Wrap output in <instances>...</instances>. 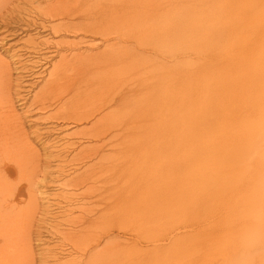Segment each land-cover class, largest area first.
<instances>
[{
	"label": "bare ground",
	"instance_id": "obj_1",
	"mask_svg": "<svg viewBox=\"0 0 264 264\" xmlns=\"http://www.w3.org/2000/svg\"><path fill=\"white\" fill-rule=\"evenodd\" d=\"M18 1L0 0V25H6L0 33L7 32L0 34V264H21L33 251L25 218L33 216L35 208H19L17 203L25 197L35 203L33 177L41 172L43 154L51 156L53 149L41 150L42 136L30 128V122L70 127L92 122L82 138L96 144L82 151L84 160L80 153L76 155L89 169L98 163L100 148L128 137L130 102L139 89L129 81L131 0H32L33 6L22 16ZM174 2V17L187 20L178 27V53L168 50L167 58L158 54V45L142 49L150 60L163 56L156 59L160 64L156 80L162 76L165 85L158 110L148 117L157 121L145 122L139 131L160 161L170 163L163 167L171 173L163 186H170L165 197L170 201L162 219L170 226L156 229L164 232L158 239L151 235L152 226L141 238L126 236L134 251H143L142 258L132 253L129 264L137 258L140 264H169L168 253L177 264H264V0ZM13 19L30 25H24L23 31L33 26L39 33H50L57 49H51L49 39L21 46V52L4 48L16 33L9 30ZM87 37L97 41L89 44L104 48L85 52L82 44ZM166 46L161 44L163 52ZM53 54L60 59L51 63ZM42 81L33 99L23 94ZM103 87L120 89L103 97L99 105L85 106L86 90L92 89L93 94ZM117 110L121 119L117 124L109 122ZM79 134L76 130L71 135ZM179 150L184 162L177 164L173 153ZM167 152L172 154L169 159H165ZM85 182L80 178L70 185ZM101 195L91 197L94 203L107 200L104 215L111 220L115 195L108 189ZM124 198L121 194L120 199ZM172 205L180 210L177 228L167 214ZM88 214L74 221L78 230L88 218L97 219L95 208ZM100 233L90 236L87 253L77 250L81 252L72 264H98L96 249L124 234L112 228ZM114 255L119 259L120 254ZM121 261L125 262L124 257Z\"/></svg>",
	"mask_w": 264,
	"mask_h": 264
},
{
	"label": "rangeland",
	"instance_id": "obj_2",
	"mask_svg": "<svg viewBox=\"0 0 264 264\" xmlns=\"http://www.w3.org/2000/svg\"><path fill=\"white\" fill-rule=\"evenodd\" d=\"M30 1L32 0L18 1L21 7L19 9L24 10L23 12L18 11L20 16L25 15V11L33 6ZM174 8V0H131L129 25L133 37L129 81L132 87L139 88L130 102L131 130L127 138H116L112 143L100 148L101 152L95 167L88 169L87 164L82 163L77 157L80 153L84 160L86 156L82 151L85 150L86 153L89 146L96 144L95 141L82 138L86 136L85 130L88 132L92 122H84L71 127L68 124L56 122L36 121V123L34 122L35 125L30 122L33 126V128H30L32 130L37 129L40 132L38 134L39 138L42 136V139H39L42 145L37 142L38 146L41 147V150L44 148H48L49 151L53 149V153L51 156L43 154L41 172L37 177H33L32 182L35 181L33 185L35 190L33 191L37 195H35L37 197L34 200L35 203H31V198L28 197H25L27 199L21 203H17L19 208H30L32 211V207L35 208L33 216L28 214V218H25L27 222L25 226L31 238L30 243L33 251L31 250V256L25 258V261L21 264H72V259L81 252L77 250H85L83 254L87 253L85 246L90 236L94 233L101 234L100 232L108 228L114 229L115 233L120 231L121 234H124L120 236L121 239L115 237L113 240L104 241L96 249L98 264H129L130 260L128 259L130 255L133 256L132 253L141 255L139 258H142L143 251L141 253H139V250L134 251L133 244L127 242L126 236L141 238L142 233L148 232L146 228L152 226L151 235L158 239L164 232H161V230L156 231V229L161 227L166 229V226H170L167 220L162 221L165 214L164 206L169 204L170 201V199L166 200L165 198L170 193V186L166 188H163V186L170 178L171 173L164 170L163 167L165 165L170 167V163L160 161L161 157H158L146 145L142 137L143 133L139 131L143 128L145 122L153 124L157 121L148 117L158 110L162 102V86L165 85L162 76L158 82L156 80L160 67L156 59H164L163 56L152 57L154 60H150L145 55L147 54L146 51L145 54L142 53V49L147 50L153 45H158V54H164L167 58H170L167 55L168 50L174 54L178 53L177 43L180 39V29L178 27L187 20L180 22L178 17H174ZM26 16L27 19H32L31 16ZM3 26L6 25H0V31L4 30L5 27ZM23 26L29 27L30 25L25 22L18 23L15 19L10 20L9 30L16 33L9 40L10 42L6 40L7 45L4 48L8 46L11 50H13L12 48L19 50L21 46L32 47L35 44L40 45L42 40L49 39L51 49H57L54 47L56 45L55 37L50 33H39L33 26L28 28L27 31H23ZM21 32L22 34H20ZM6 33L1 32L0 34L3 36ZM183 34L184 38H187L185 28H183ZM9 37H11V34ZM92 42L97 43V41H92V38L87 37L86 42L82 44V50L88 52L90 48H95V50L104 48V46L97 48V44L94 46L89 44ZM161 44L162 46L163 44L167 45L164 52L161 50ZM30 49L28 48L27 51H30ZM140 54H144V56L140 57ZM59 59L58 54H53L51 63ZM167 63H171V61H167ZM172 64L177 71L176 61H173ZM16 76L17 74H15ZM154 83L156 85L152 86ZM43 85L42 81L36 89L34 88V92L25 91L23 94L25 93V96L33 99V95ZM119 89L109 90L103 87L93 91V94L92 89H87L85 106L99 105L103 97L106 99L110 93ZM140 90H143L142 95L139 94ZM17 105L21 111L25 110L22 105H19V101H17ZM119 119H121L120 111L117 110L110 115L108 121L117 124ZM66 126L68 128H65ZM76 130H79L80 134L73 137L71 134ZM43 141L49 142L48 145H51V147ZM74 141L79 143L75 147H68ZM171 155L170 152H167L165 159H169ZM173 155L177 164L184 162L183 153L180 150L174 152ZM112 177H115L116 181H110ZM80 178L86 179V182L76 187L70 185ZM107 189L115 195L111 220H108L104 215V206L107 200L102 198L94 203L95 197H91V195L102 196L101 194ZM121 194L125 195L124 200L120 199ZM93 208L96 209V214L93 217H97V219L89 220L88 218L85 227L78 230L79 228H77L74 221L79 215H89L88 213ZM167 214L170 217L171 224L177 228L180 224L179 208L172 205ZM165 221L166 223H164ZM80 246L84 248H78ZM107 252L110 254H107ZM114 254H120L119 259ZM170 254H166L167 263L177 264L178 260L168 256ZM123 257L125 262L122 263L121 259ZM139 258L134 260L138 261ZM136 261L133 264H140ZM84 263L85 261H82L80 264Z\"/></svg>",
	"mask_w": 264,
	"mask_h": 264
}]
</instances>
